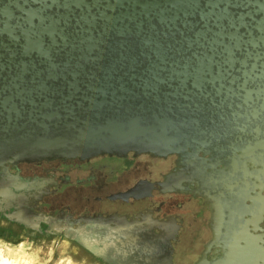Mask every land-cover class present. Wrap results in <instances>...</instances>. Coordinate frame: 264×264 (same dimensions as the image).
<instances>
[{"label":"water","instance_id":"obj_1","mask_svg":"<svg viewBox=\"0 0 264 264\" xmlns=\"http://www.w3.org/2000/svg\"><path fill=\"white\" fill-rule=\"evenodd\" d=\"M130 152L177 155L173 185L195 177V194L216 207L252 199L251 178L262 190L264 0H0V167ZM21 190L0 182V213L36 229L38 216L5 213ZM39 219L57 237L0 240L62 239L119 264H154L161 248L151 231L117 238L95 235L102 224L91 219L76 229L67 217L63 229L59 217ZM217 243L229 251L215 264H264V250L249 251L257 246L245 238Z\"/></svg>","mask_w":264,"mask_h":264},{"label":"flooded vegetation","instance_id":"obj_2","mask_svg":"<svg viewBox=\"0 0 264 264\" xmlns=\"http://www.w3.org/2000/svg\"><path fill=\"white\" fill-rule=\"evenodd\" d=\"M255 107L254 102L242 105V113L249 117ZM248 122L242 118L240 124ZM251 122L252 128L258 124L254 119ZM180 169L177 155L156 157L132 152L123 157L99 155L84 160L5 163L0 167V182L22 188L17 208L5 213L16 212L24 220L38 216V227L31 229L26 223L10 221L0 213V220L7 223L0 227V237H57V231L39 218L59 217L57 225L62 229L66 225L76 229L73 222L95 220V225L102 224L95 226V235L143 239L151 231L161 245L151 253L154 264H199L203 258L206 264H215L223 252L229 251L221 243L211 245L215 235L221 239L245 238L257 246L248 248L249 251L264 250V187L259 191L258 183L251 178L253 186L248 195L252 199L222 201L216 207L195 194L199 190L195 177L173 185V181L181 180ZM176 174L167 181V177ZM216 209L222 215L218 222L214 218ZM63 217L69 220L64 221ZM114 223L119 224L118 231L108 230ZM240 244L237 252L246 250ZM94 259L99 264H119L96 255ZM242 260L239 264H243Z\"/></svg>","mask_w":264,"mask_h":264},{"label":"rangeland","instance_id":"obj_3","mask_svg":"<svg viewBox=\"0 0 264 264\" xmlns=\"http://www.w3.org/2000/svg\"><path fill=\"white\" fill-rule=\"evenodd\" d=\"M3 243L11 246L0 240L1 255L11 253L29 261L30 264H99L93 256L62 239H39L34 243L11 246L12 252L7 251Z\"/></svg>","mask_w":264,"mask_h":264},{"label":"bare ground","instance_id":"obj_4","mask_svg":"<svg viewBox=\"0 0 264 264\" xmlns=\"http://www.w3.org/2000/svg\"><path fill=\"white\" fill-rule=\"evenodd\" d=\"M4 246L5 248H7V251L12 252L10 251L12 250L11 249L12 247L10 245L4 244ZM0 264H30V263L25 259L23 260V258L20 256L12 255L11 253H9L6 256L0 254Z\"/></svg>","mask_w":264,"mask_h":264}]
</instances>
